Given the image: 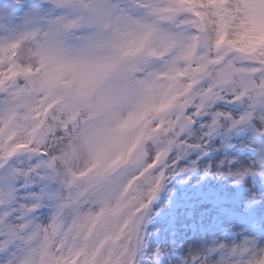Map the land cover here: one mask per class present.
<instances>
[{
  "label": "clouds",
  "instance_id": "clouds-1",
  "mask_svg": "<svg viewBox=\"0 0 264 264\" xmlns=\"http://www.w3.org/2000/svg\"><path fill=\"white\" fill-rule=\"evenodd\" d=\"M0 264H264V0H0Z\"/></svg>",
  "mask_w": 264,
  "mask_h": 264
}]
</instances>
